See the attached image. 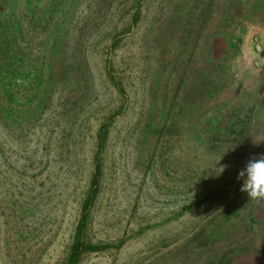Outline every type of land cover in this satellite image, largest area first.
<instances>
[{
    "label": "rangeland",
    "instance_id": "1",
    "mask_svg": "<svg viewBox=\"0 0 264 264\" xmlns=\"http://www.w3.org/2000/svg\"><path fill=\"white\" fill-rule=\"evenodd\" d=\"M263 44L264 0H0V264H69L90 195L78 264H264Z\"/></svg>",
    "mask_w": 264,
    "mask_h": 264
},
{
    "label": "clouds",
    "instance_id": "2",
    "mask_svg": "<svg viewBox=\"0 0 264 264\" xmlns=\"http://www.w3.org/2000/svg\"><path fill=\"white\" fill-rule=\"evenodd\" d=\"M238 179L242 180L241 191L246 192L248 197L264 198V156L249 160L238 173Z\"/></svg>",
    "mask_w": 264,
    "mask_h": 264
},
{
    "label": "trees",
    "instance_id": "3",
    "mask_svg": "<svg viewBox=\"0 0 264 264\" xmlns=\"http://www.w3.org/2000/svg\"><path fill=\"white\" fill-rule=\"evenodd\" d=\"M100 173H101V167H100V163L98 162L96 164V178H98L100 176ZM92 201H93V196L90 195L88 200L86 201V204L84 207V211H85L84 216L82 217V219L79 223V227L77 230L78 240L74 244L73 251L71 252V255H70L69 264H78V262L80 261L81 255L84 253V250L87 249V247H88V246H86L82 236H83L84 229L86 226L87 211H88L89 207L91 206Z\"/></svg>",
    "mask_w": 264,
    "mask_h": 264
},
{
    "label": "crops",
    "instance_id": "4",
    "mask_svg": "<svg viewBox=\"0 0 264 264\" xmlns=\"http://www.w3.org/2000/svg\"><path fill=\"white\" fill-rule=\"evenodd\" d=\"M261 49H262L261 56H262V59L264 61V44L261 46Z\"/></svg>",
    "mask_w": 264,
    "mask_h": 264
}]
</instances>
